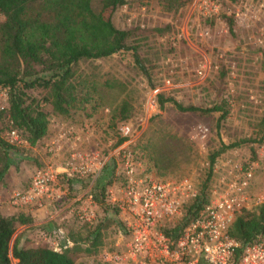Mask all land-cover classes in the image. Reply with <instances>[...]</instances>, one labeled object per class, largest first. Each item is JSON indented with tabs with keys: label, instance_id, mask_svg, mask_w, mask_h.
I'll return each mask as SVG.
<instances>
[{
	"label": "rangeland",
	"instance_id": "1",
	"mask_svg": "<svg viewBox=\"0 0 264 264\" xmlns=\"http://www.w3.org/2000/svg\"><path fill=\"white\" fill-rule=\"evenodd\" d=\"M229 18L233 35L226 27ZM112 21L132 30L129 44L137 46L153 86L133 64L129 50L78 61L73 66L74 79L94 85V100L75 106L67 117L54 115L45 105L47 133L32 148L20 149L10 165L11 173L17 174L11 178L17 177L13 181L23 183V188L39 168L55 175L59 197L44 206L43 219L54 213L57 225L66 230L51 235L44 229L43 235L54 238L53 244L36 232L18 237L19 244L70 247L72 243L63 239L66 232L77 239L71 256L80 264H108L105 254L122 249L128 240L123 220L126 212L119 208L124 199V158L131 161L136 177L158 181L186 178L190 183V195L183 199L180 215L161 227L166 229L181 224L180 217L205 179L207 157L220 142L253 141L225 149L215 158L206 198L236 180L250 148L255 147L257 153L264 138V0H190L176 11L163 10L156 0L133 1L118 7ZM27 92L42 94L39 89ZM157 92L185 105L209 106L225 100L228 113L217 130L218 112H179L168 103L159 109ZM3 95L5 91L0 89V106H5ZM123 101L128 112L120 120L117 111ZM6 131V116L0 113L3 139ZM120 138L124 140L120 142ZM105 166L110 175L101 182H106L105 200L115 213L110 207L101 211L93 200L85 201ZM19 170L24 172L22 176ZM262 190L264 170L255 167L245 192L247 204ZM13 191L10 187L8 194ZM80 207L90 215L89 220L78 218ZM16 227L9 244L18 236ZM96 230L100 244L87 252L85 236ZM11 263H15L12 258Z\"/></svg>",
	"mask_w": 264,
	"mask_h": 264
},
{
	"label": "trees",
	"instance_id": "2",
	"mask_svg": "<svg viewBox=\"0 0 264 264\" xmlns=\"http://www.w3.org/2000/svg\"><path fill=\"white\" fill-rule=\"evenodd\" d=\"M142 0H0V89L5 91V106L0 113L6 116L7 130L14 128L26 140L24 145H16L0 136V181L7 168L15 160L20 149L33 146L47 133L48 115L44 106L49 105L51 113L67 117L77 105L94 100L95 87L74 79L73 66L82 59H95L110 56L124 50L131 52L132 62L147 84L152 87L148 68L138 54L137 46L130 43L132 30L114 25L112 15L125 5ZM165 11H176L190 0H156ZM227 31L233 35V21L226 22ZM159 30V29H157ZM39 89L40 96L27 90ZM159 109L171 104L179 112L210 113L218 112L215 127L218 130L228 110L225 100L209 106L183 104L162 92L155 94ZM128 104L123 101L117 111L118 119H124ZM264 135V133H263ZM124 138H120L121 142ZM253 142L242 138L219 146L207 157L208 166L200 190L180 217L181 224L163 229L174 237L197 210L206 202L207 182L211 176L215 158L225 149L242 143ZM256 159L255 147L250 148L248 162ZM243 165H246L244 163ZM105 166L99 179L90 189L92 199L101 211L108 207L115 213L114 206L105 200V184L101 179L110 175ZM66 180H69L67 178ZM30 217L4 215L0 212V264H80L71 256L77 239L71 234L63 237L72 246L62 244L53 248L44 243L23 245L15 237L10 238L18 224L29 223ZM51 233H55L56 230ZM48 232V234H51ZM228 234L238 245L234 250L236 259L242 248L264 237V204L242 207L234 213L228 226ZM87 252H93L100 244L98 231H89L85 236ZM204 264V263H199Z\"/></svg>",
	"mask_w": 264,
	"mask_h": 264
},
{
	"label": "built area",
	"instance_id": "3",
	"mask_svg": "<svg viewBox=\"0 0 264 264\" xmlns=\"http://www.w3.org/2000/svg\"><path fill=\"white\" fill-rule=\"evenodd\" d=\"M5 135L6 140L16 145L26 144L14 128L8 129ZM254 160L247 161L236 180L224 190L209 196L172 237L161 227L180 215L181 203L190 195V183L186 178L158 181L136 177L131 161L124 158L121 171L124 199L119 208L126 212L123 220L128 240L122 249L105 254V261L108 264H264V237L245 245L235 259L234 250L238 243L228 234V226L236 211L264 204V190L257 192L248 204L245 196L255 167L264 170V138ZM55 183V175L49 169L39 168L25 188L11 193L10 203L49 205L59 197L54 189ZM87 200H93L91 193L87 194ZM79 209L78 218L89 220L90 215L85 209Z\"/></svg>",
	"mask_w": 264,
	"mask_h": 264
},
{
	"label": "crops",
	"instance_id": "4",
	"mask_svg": "<svg viewBox=\"0 0 264 264\" xmlns=\"http://www.w3.org/2000/svg\"><path fill=\"white\" fill-rule=\"evenodd\" d=\"M33 146H29V148H32ZM21 167H23L24 171H26L24 163H21ZM11 167L9 166L7 168V173L5 174L4 178L0 181V212L4 215H17V214H22L25 216L30 217L31 221L29 223H23V224H18L16 227V235L19 237V239H22L24 237H28L30 232H36L38 235H41V238L50 242V244L55 243L54 238H50L44 234V229L50 230L55 232H60V230L66 231L65 227L62 225H57L59 222V219L54 217L53 214H49V216L45 219H43L44 213L47 211L45 207L43 208H35L33 205L30 204H23V205H13L9 202V194H8V189L13 188V190H20V188H23V183L15 182L13 179L17 180L16 178H11L16 176L17 174H13L10 171ZM24 172L18 171L19 176H22ZM21 174V175H20ZM22 178V177H21ZM87 197V196H86ZM85 201L89 203H92V201H88L87 198ZM94 205V204H93ZM92 206V205H91ZM60 226H62L60 228ZM48 232V231H47ZM61 232V233H62ZM53 233H51L52 235ZM50 235V236H51ZM64 235L66 236V232H64ZM53 237V236H52ZM69 239V238H68ZM67 239V242H70ZM38 242H33L32 244H37ZM71 243V242H70ZM55 248V247H53Z\"/></svg>",
	"mask_w": 264,
	"mask_h": 264
}]
</instances>
